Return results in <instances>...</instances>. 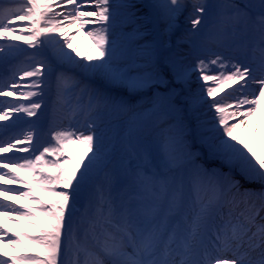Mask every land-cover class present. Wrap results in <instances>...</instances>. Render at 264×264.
I'll list each match as a JSON object with an SVG mask.
<instances>
[{
	"label": "snow or ice",
	"instance_id": "1",
	"mask_svg": "<svg viewBox=\"0 0 264 264\" xmlns=\"http://www.w3.org/2000/svg\"><path fill=\"white\" fill-rule=\"evenodd\" d=\"M258 117L264 0L0 2V264H264Z\"/></svg>",
	"mask_w": 264,
	"mask_h": 264
},
{
	"label": "bare ground",
	"instance_id": "2",
	"mask_svg": "<svg viewBox=\"0 0 264 264\" xmlns=\"http://www.w3.org/2000/svg\"><path fill=\"white\" fill-rule=\"evenodd\" d=\"M0 2H5L6 3V0H0ZM81 54L83 55V52H81ZM256 126H257L256 124H253V127H256ZM260 129H261V132H264V126L263 125H260ZM250 142L253 143L252 147L257 152H264V136H262V135H256L254 137H251L250 138ZM83 148H84L83 145L76 144V145H73L72 146V151L78 153L80 156H83L84 155V152H85V150ZM21 175L23 176L24 173L21 172ZM13 199H15V198H13ZM18 202L19 203H23V201H18ZM2 219H3V221H5V223L7 224V226L9 228H12L15 231H20L21 230V229L18 228L17 225H15V224L7 221L4 218H2ZM0 247H3V245H0ZM5 250L10 251V252L12 251L11 248H6Z\"/></svg>",
	"mask_w": 264,
	"mask_h": 264
},
{
	"label": "rangeland",
	"instance_id": "3",
	"mask_svg": "<svg viewBox=\"0 0 264 264\" xmlns=\"http://www.w3.org/2000/svg\"><path fill=\"white\" fill-rule=\"evenodd\" d=\"M186 27H188V25L185 26L184 29H185ZM85 39H86V43L89 44V42H90V39H89V38H87V37H83V38H81V41H79V40H80V37H77V36H76V38H75V40H74V45H73V47H77V46H78L79 48H82L81 42H83ZM178 39H179V38H178ZM178 39H177V40H178ZM83 47H84V48L86 47V49H85V51H84V52H85L84 55H87V54L89 53L90 50L87 49V45H84ZM87 50H88V51H87ZM253 124H256V125L259 124V125H263V126H264V117H263V118L258 117L257 120H254ZM250 143L253 145L252 142H250ZM194 147H199V145L194 144ZM207 163H208L209 166H212L214 162H212V161H207Z\"/></svg>",
	"mask_w": 264,
	"mask_h": 264
}]
</instances>
